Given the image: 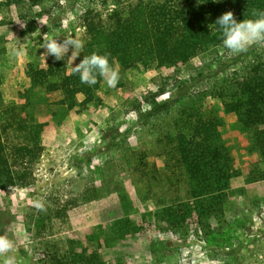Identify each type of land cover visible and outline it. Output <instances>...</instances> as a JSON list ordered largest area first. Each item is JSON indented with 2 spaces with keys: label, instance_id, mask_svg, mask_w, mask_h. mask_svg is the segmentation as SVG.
Masks as SVG:
<instances>
[{
  "label": "rangeland",
  "instance_id": "obj_1",
  "mask_svg": "<svg viewBox=\"0 0 264 264\" xmlns=\"http://www.w3.org/2000/svg\"><path fill=\"white\" fill-rule=\"evenodd\" d=\"M116 1L123 5L135 0ZM112 2L41 0L43 19L28 33L14 10L0 11V108L19 102L28 66H46L50 56L44 61L40 55L46 40L72 38L84 43V18L104 21L114 7ZM80 54L71 65L67 60L70 66L79 61ZM258 56H264V43L253 44L240 54L222 45L178 69L118 68L117 86L109 88L102 79L96 102L81 112L58 105L57 94L36 105V118L44 127L41 155L27 165L32 184L0 188V235L13 242L10 252L0 255V264L6 256H13L16 264H38L39 253L51 242L61 247L66 237L76 238L83 229L122 216L138 224L143 218L146 222L126 246L104 250L106 258L118 253L129 264H264V180L244 183L259 154L251 132L233 114L217 113L224 120L222 139L241 172L234 182L237 190L226 210V224L219 225L223 239L210 242L202 232L195 233L194 226L185 237L159 231L148 218L160 201L183 197L182 183L177 191L171 187L176 174L169 170L164 155L170 146L161 142L178 117L179 87L194 81L188 91L191 99L205 96L223 77L243 70ZM153 97L158 103L170 101L171 108L145 119ZM206 98L198 102L206 111L218 107V100ZM37 200L44 202V211L34 207ZM42 212L50 214V220H43L40 228L37 220Z\"/></svg>",
  "mask_w": 264,
  "mask_h": 264
},
{
  "label": "trees",
  "instance_id": "obj_2",
  "mask_svg": "<svg viewBox=\"0 0 264 264\" xmlns=\"http://www.w3.org/2000/svg\"><path fill=\"white\" fill-rule=\"evenodd\" d=\"M40 1L0 0V11L14 10L28 33L43 19ZM112 3L114 7L104 21L94 23L91 18H84L86 35L80 59L93 52L108 53L109 63L123 71L187 66L200 55L223 45L215 24L220 15L231 11L239 22L254 18V10H264V0H135L123 5L113 0ZM70 73L66 56L59 61L50 56L43 68L30 65L25 73L27 85L17 95L19 102L0 108L1 189L32 184L27 165L38 161L41 155L44 127L36 118V105L46 103L52 94L59 95L56 103L69 111L81 112L96 102L95 94L100 91L102 79L87 86L80 83L78 75ZM194 84L193 81L179 87L175 100L181 104L177 108L178 117L172 129L161 138L163 144L170 146L164 155L169 159V170L176 174V183L171 187L177 191L182 183L183 197L178 193V198L167 203L160 201L148 218L159 231L182 237L194 226L195 233L202 232L204 238L213 242L222 238L223 234H218L219 225L226 224V210L237 190L234 182L241 176L222 139L220 128L224 120L217 114L219 111L223 115L233 114L242 128L252 134L259 161L244 177L245 185L264 180V56H258L243 70L223 77L220 85L205 92V96L197 94L191 99L188 91ZM207 96L220 102L214 110L206 111L198 104ZM170 103H158L153 97L145 119L165 114L171 108ZM42 215L43 212L37 220L40 228L44 227L43 220H50V214ZM142 220L138 224L122 216L88 227L76 238L66 237L61 247L56 242L49 243L39 253L37 262L129 264L116 252L106 258L103 251L126 246L142 231L146 219ZM224 241L228 243L229 237Z\"/></svg>",
  "mask_w": 264,
  "mask_h": 264
},
{
  "label": "clouds",
  "instance_id": "obj_3",
  "mask_svg": "<svg viewBox=\"0 0 264 264\" xmlns=\"http://www.w3.org/2000/svg\"><path fill=\"white\" fill-rule=\"evenodd\" d=\"M218 2V0H214ZM251 19H243L239 22L234 18L231 11L220 15L215 24L222 36V44L230 52L240 54L246 52L253 45L264 43V10H254ZM23 27V23H21ZM44 51L40 54L44 61L51 56L54 60H63L67 55L70 65L77 59L84 48V43L72 38L58 39L53 37L44 42ZM70 52V55H69ZM72 75H78L81 84L93 86L98 78L103 79L107 87L115 88L119 82L118 67L109 63V54H98L93 52L83 56L79 63L71 66ZM38 211H44L45 206L42 200L34 202ZM13 242L4 235H0V255L10 252ZM2 264H16L13 256H6Z\"/></svg>",
  "mask_w": 264,
  "mask_h": 264
}]
</instances>
